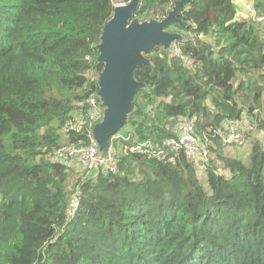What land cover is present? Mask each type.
I'll return each mask as SVG.
<instances>
[{
	"label": "trees",
	"instance_id": "trees-1",
	"mask_svg": "<svg viewBox=\"0 0 264 264\" xmlns=\"http://www.w3.org/2000/svg\"><path fill=\"white\" fill-rule=\"evenodd\" d=\"M176 1L141 0L134 18L162 20ZM114 8L0 0V264H264V141L219 133L245 116L264 134V0H189L185 25L166 29L174 47L151 50L135 72L144 87L117 173L76 180L53 154L63 134L88 142L62 130L98 93L97 46ZM185 120L208 151L202 174L184 151H131L178 138Z\"/></svg>",
	"mask_w": 264,
	"mask_h": 264
},
{
	"label": "water",
	"instance_id": "water-1",
	"mask_svg": "<svg viewBox=\"0 0 264 264\" xmlns=\"http://www.w3.org/2000/svg\"><path fill=\"white\" fill-rule=\"evenodd\" d=\"M140 1L115 6L97 46L98 62L104 65L98 78V94L106 109L103 120L94 128V136L102 149L127 125L135 95L144 87L135 79V72L150 62L146 54L159 46L168 48L178 38L166 30L169 25H185L179 11L189 0L176 1L164 19L145 22L134 18Z\"/></svg>",
	"mask_w": 264,
	"mask_h": 264
},
{
	"label": "built area",
	"instance_id": "built-area-1",
	"mask_svg": "<svg viewBox=\"0 0 264 264\" xmlns=\"http://www.w3.org/2000/svg\"><path fill=\"white\" fill-rule=\"evenodd\" d=\"M172 55H180V51L174 50ZM87 107L86 114L81 111L79 114H73L64 125L63 131L67 134L84 132L88 142L80 141L59 148L53 154L54 160L66 167L80 164L84 170L94 172L95 175L116 174L120 164L119 154L124 146L122 136L120 132L115 134L102 149L94 136V128L103 120L106 109L98 93L89 97ZM246 125V117L243 116L240 120L226 123L219 133L228 143L245 145ZM178 130L179 136L176 139H169L161 144L144 141L130 149L135 152L148 153L160 160L169 157L168 153L178 154L184 151L188 159L194 161L199 168H203L209 160L208 151L195 132L193 121L185 120L179 125ZM78 195L77 190L72 196L71 207L68 210L69 216L74 214L78 204Z\"/></svg>",
	"mask_w": 264,
	"mask_h": 264
},
{
	"label": "rangeland",
	"instance_id": "rangeland-1",
	"mask_svg": "<svg viewBox=\"0 0 264 264\" xmlns=\"http://www.w3.org/2000/svg\"><path fill=\"white\" fill-rule=\"evenodd\" d=\"M114 1V5L115 6H120V5H122V4H125V2H124V0H113ZM246 1V0H245ZM245 1H243L242 0V4H245ZM246 8H247V6H246ZM175 42L176 41H174V42H172V44L170 45V47H174V45H175ZM80 113V111H76L74 114H79ZM130 115V114H129ZM263 116H264V113H263ZM246 122H247V125L245 126V128H246V131H245V137H246V144H249V136H250V134L253 136V137H255V138H257L258 140H261V141H264V134H263V132H260V131H258V132H256V131H254V125H252V123H251V120L249 119H246ZM228 123V122H227ZM63 131V130H62ZM122 132H125V129H122L121 130V132L120 133H122ZM63 134V133H62ZM62 139L63 140H65L66 142H64L63 143V146L64 145H67L68 143V141H69V137L67 136V135H65V134H63L62 135ZM235 149H237L238 150V148L237 147H232V150H235ZM248 149V146L246 147V148H241V149H239V151H240V153H243L244 151H246ZM203 169H204V167L202 168V169H200V174H202L201 172L203 171ZM69 171H71V177L72 178H74V179H82V178H84V177H88L89 175H88V171L87 170H84V168L82 167V165H80V164H75V165H72V166H70L69 167ZM95 174V173H94ZM203 183H204V185H206L205 184V181H203ZM73 195V194H72Z\"/></svg>",
	"mask_w": 264,
	"mask_h": 264
},
{
	"label": "crops",
	"instance_id": "crops-1",
	"mask_svg": "<svg viewBox=\"0 0 264 264\" xmlns=\"http://www.w3.org/2000/svg\"><path fill=\"white\" fill-rule=\"evenodd\" d=\"M243 1H245V0H243ZM238 2H242V0L240 1V0H238ZM243 5V4H242ZM202 179H203V181H205V175L203 174V176H202Z\"/></svg>",
	"mask_w": 264,
	"mask_h": 264
}]
</instances>
